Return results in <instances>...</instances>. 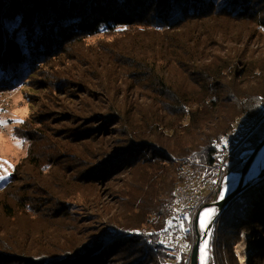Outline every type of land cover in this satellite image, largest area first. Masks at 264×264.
Returning a JSON list of instances; mask_svg holds the SVG:
<instances>
[{
    "label": "trees",
    "instance_id": "trees-1",
    "mask_svg": "<svg viewBox=\"0 0 264 264\" xmlns=\"http://www.w3.org/2000/svg\"><path fill=\"white\" fill-rule=\"evenodd\" d=\"M20 86L38 109L13 128L0 264H190L173 190L264 113V0H0V89ZM263 138L264 121L222 174ZM216 219V245L248 228L264 264V173Z\"/></svg>",
    "mask_w": 264,
    "mask_h": 264
},
{
    "label": "rangeland",
    "instance_id": "rangeland-1",
    "mask_svg": "<svg viewBox=\"0 0 264 264\" xmlns=\"http://www.w3.org/2000/svg\"><path fill=\"white\" fill-rule=\"evenodd\" d=\"M29 91L30 89L27 86H20L13 90L0 89V122H2L0 123V185L6 181V178L11 172L14 164L21 160L26 153L25 145H23L21 139L14 134L13 128L14 125L20 123L22 119L26 118L30 113L38 109V107L36 105L33 106L30 99H28L27 93ZM262 174L263 173L256 175L252 179L248 180V182L255 181ZM225 177L227 178V174H222L218 179V183L216 185L213 183V186L211 187L212 192L216 187L219 189L215 198L206 202L207 205H214L211 203L220 199L221 188L226 180ZM211 188H207V191H204L205 197H209L207 195L212 194L210 191ZM234 189L235 188L230 191H233ZM219 211L220 210L217 208V212L213 216L210 223L208 234L209 255L207 264H243L244 261H246L245 264H250V259H252L253 253L257 248V243H255L257 236L255 235L254 238L253 233H251L248 228H242L236 242L231 244L230 250L225 245H216L218 235V221L216 217ZM142 231L144 232L145 230L143 229ZM185 232L186 228H181L178 236V241L181 243L180 252L181 249L183 250L186 248L185 240L182 239ZM213 232L216 233L214 244L211 243ZM190 234L192 236V243L189 248V253L191 252L190 250L192 249L195 239L193 227L190 229ZM235 249L238 251L240 257L237 256ZM173 252L176 253L175 248H173ZM180 252L176 255H179ZM231 259H233V261H231ZM240 259H242L243 262ZM185 264H188V259Z\"/></svg>",
    "mask_w": 264,
    "mask_h": 264
},
{
    "label": "bare ground",
    "instance_id": "bare-ground-1",
    "mask_svg": "<svg viewBox=\"0 0 264 264\" xmlns=\"http://www.w3.org/2000/svg\"><path fill=\"white\" fill-rule=\"evenodd\" d=\"M242 119H245V121H256V115H249L246 113L241 115L237 119V122L233 126V128L230 131H228L222 138H220L214 142L216 151H222V147L225 143V139H230V136L236 135V132L239 128V122ZM193 159H194V156L191 157V161ZM196 165H198V167L196 168V176H204V173H206L208 170V162L203 161L201 158L196 156ZM224 166H225V157L223 156L222 153H216L214 163H213V165H211L210 185H213V183L216 185L218 183V179L221 176V172L223 171ZM263 166H264V156L262 154H260L256 158V160L254 161L253 165L251 166L249 173L245 177V181H248V180L252 179L253 177H255L256 175H258ZM239 178H240V175L238 173H235V172L230 173L227 176V178H226V180H225V182L221 188L220 196L223 195V197H224L225 195H227L229 193V191L232 190L235 187V185H237ZM181 184H182V181L179 182L173 190V193L175 196V208L172 212L173 216L176 214V208H177V204H178V200H179V196H180ZM207 188L208 187H200V188H198V190H195V197H204L205 196L204 191ZM208 209H215L217 212V206H215V205H208V206H205L203 209H201L200 214H199V228H200V216L205 210H208ZM182 216H188L190 218V221H191V213H184V215H182ZM210 223H211V221H210ZM210 223L208 224V227L205 230H208ZM190 226H191V228L193 227V224L191 222H190ZM200 230L202 231L201 228H200ZM205 240H207V243H208V238H205ZM204 241H202L201 247L203 246ZM174 248H175V252H176L175 254H178L180 251H178V247L176 244L174 245ZM206 251H207V255H206V264H207L208 255H209V247L208 246H207ZM235 252H236L237 256L240 257L239 253L236 249H235ZM201 255H202V253L200 251V260H201ZM240 260L243 262L242 259H240ZM245 262L246 261H244L243 264H245Z\"/></svg>",
    "mask_w": 264,
    "mask_h": 264
},
{
    "label": "built area",
    "instance_id": "built-area-1",
    "mask_svg": "<svg viewBox=\"0 0 264 264\" xmlns=\"http://www.w3.org/2000/svg\"><path fill=\"white\" fill-rule=\"evenodd\" d=\"M263 121H264V113L261 115H256V121H245V119H242L239 122V128L236 132V135L230 136V139H225V143L222 147V151H217V153H222L223 156L225 157V164H226L228 157L237 149L240 142L248 138L251 135V133L256 129V127ZM192 162L195 163V170H196V168L198 167V165H196V155H194V159L192 160ZM211 165H213V163L211 164L208 163V170L206 173H204V176H196L195 174L194 176L186 175L184 177V179L182 180L181 187H180V196H179V200H178V204L176 208V214L174 215L175 218L180 219L182 215H184V213H191L190 222L193 224L195 215L197 213H200V210L203 209L207 205L206 198L208 197H205V196L195 197V190H198V188L200 187L211 188L213 186V185H210ZM224 169H225V166L223 170ZM222 172H221V175H222ZM230 173H233V172H230ZM229 174H227V176ZM210 191L212 192V188ZM176 245L178 247V251H180V247H181L180 241H177Z\"/></svg>",
    "mask_w": 264,
    "mask_h": 264
},
{
    "label": "water",
    "instance_id": "water-1",
    "mask_svg": "<svg viewBox=\"0 0 264 264\" xmlns=\"http://www.w3.org/2000/svg\"><path fill=\"white\" fill-rule=\"evenodd\" d=\"M242 153L240 155V158H241V162H243L244 165L240 172H235L240 175L239 181L237 185L234 187L235 189L233 191H230L228 195H225L223 199L220 198L217 201H214V203H211L217 206L218 210H221L223 207H225L227 203H229L231 199H233L241 191V189H243L249 183L248 181H245V177L249 173L251 166L253 165L256 158L260 154L264 156V138L255 146L254 149L245 151L243 154ZM246 154H248V156L244 157ZM261 173H264V166L260 170L259 174ZM199 214L200 213H197L194 217L195 239H194L193 246L190 252V264H201V260H200L201 244H202V241L205 240V238H208V234H209L210 225H209L208 230H202V231L200 230Z\"/></svg>",
    "mask_w": 264,
    "mask_h": 264
},
{
    "label": "snow or ice",
    "instance_id": "snow-or-ice-1",
    "mask_svg": "<svg viewBox=\"0 0 264 264\" xmlns=\"http://www.w3.org/2000/svg\"><path fill=\"white\" fill-rule=\"evenodd\" d=\"M2 123V122H0ZM221 199H223V195H221L220 197ZM216 214V210L215 209H208L205 210L201 216H200V228L202 230L207 229L208 224L210 223V221L212 220V217ZM169 225H171V221H169ZM183 225H181L182 227ZM207 240L204 241L203 246L201 247L200 251L202 253L201 255V264H206V255H207Z\"/></svg>",
    "mask_w": 264,
    "mask_h": 264
}]
</instances>
